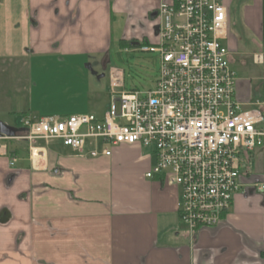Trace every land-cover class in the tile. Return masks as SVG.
<instances>
[{"label": "crops", "instance_id": "1", "mask_svg": "<svg viewBox=\"0 0 264 264\" xmlns=\"http://www.w3.org/2000/svg\"><path fill=\"white\" fill-rule=\"evenodd\" d=\"M162 1L0 0V36L5 37L0 58L19 61L16 43L10 46L6 33L19 35L14 30L24 22L15 18L27 17L26 54L90 67L83 75L72 70L87 80L86 88L73 93L66 109L50 111L58 116H50L91 113L88 79L98 74L91 66L100 64V73L106 71L109 60L103 69L101 56L107 53L116 16L126 17L121 43L136 45L129 26L153 18ZM220 1L228 9L223 43L230 65L237 61L242 70L235 100L264 115V57L261 63L253 61V56L264 55V0H253L244 9L246 20L252 16V40L243 38L240 9L232 8L233 1L240 5L243 0ZM3 2L10 4L9 12L2 9ZM13 20L10 33L5 28ZM249 52L253 77L246 66ZM13 96L0 88V134L10 137L6 155H0V264H264V189H259L264 185V146L239 155L240 187L219 222L191 233L179 217L181 188L161 174L146 176L156 162L153 150L144 152L139 143L106 145L109 155L90 157L59 141L40 139L31 154L28 141L20 137L26 132L21 120L49 115L40 113L32 96L19 104L17 113ZM11 112L20 114L17 126L7 115ZM11 157L16 158L14 165L9 164Z\"/></svg>", "mask_w": 264, "mask_h": 264}, {"label": "built area", "instance_id": "2", "mask_svg": "<svg viewBox=\"0 0 264 264\" xmlns=\"http://www.w3.org/2000/svg\"><path fill=\"white\" fill-rule=\"evenodd\" d=\"M156 15V42L140 45L142 51L159 54L152 89L125 90L123 72L110 68L109 105L102 118L91 113L27 116L20 137L28 141L31 154L40 139L59 141L90 157L109 155L106 145L151 148L156 162L146 176L161 174L181 188L179 217L193 233L215 226L229 208L240 187L239 155L264 146V115L235 100L237 76L223 43L226 5L220 0H163ZM263 57L257 54L253 61L261 63ZM8 138L0 134V155L7 153ZM88 143L91 148L85 150ZM15 162L11 157L9 164Z\"/></svg>", "mask_w": 264, "mask_h": 264}, {"label": "rangeland", "instance_id": "3", "mask_svg": "<svg viewBox=\"0 0 264 264\" xmlns=\"http://www.w3.org/2000/svg\"><path fill=\"white\" fill-rule=\"evenodd\" d=\"M3 3L2 9H7L6 11L9 12L8 7L10 9V4L8 3L6 6V2ZM252 5L253 0H243L240 5H238V2L236 1L232 2V8L234 10L237 8L240 9V18L243 21V38H246L247 40L253 39V21L252 16H250L248 20L244 18V9L246 7H251ZM18 15L15 16L18 17ZM119 16L120 17L116 16V20L114 21L113 37L107 49L109 61L106 71H103L105 76L99 78L97 77V75L101 74V66L100 64H94L91 67L94 71L98 72V74L92 77L91 80L88 79L89 83L91 82V114L95 115L97 118L103 117L104 112H106L109 105L108 69L114 68L121 70L124 75L123 89H135L140 93H143L146 90L152 89L154 87L159 72V54L157 52L142 51L139 45L141 42H156L153 29L155 22H149L146 20L145 22L142 21V23H134V27H132L131 24L129 26L128 33L130 34L131 30H134L137 38V41L134 42H137V44H122L120 39L122 37V30L126 17L124 15ZM11 19L12 17H9L8 20ZM15 19H17L19 23L24 22V25H18L19 28L14 30L17 32V34H19L15 37L9 33L7 36L6 33V40L10 43V46L13 43H16L15 50L17 52V58L19 61L17 62L15 59L8 60L7 58H0V88L9 90L10 93L14 95L13 105L16 112L18 111L16 109L19 108V104H21L23 101L30 102L29 96H32L33 105L39 109H42L40 110L42 115L50 116L53 114L50 111L57 108L66 109L72 102V97H74L73 93L77 90L83 91L86 88L87 80L84 79L82 75L85 72L88 74L90 67L88 64L87 66L86 64H83L84 68H76L75 66L58 64L57 61L48 62L45 58H41L39 56L34 57L30 54H26L24 52L26 38L23 32H26L28 18L18 17ZM12 23L15 24V20L8 23L5 28V30L7 31L8 29V32L10 33L13 31ZM144 28L148 29L146 33L144 32ZM2 40L5 41V37L2 39L0 36V44L3 43ZM128 42L131 43V40ZM11 48L10 50L12 51ZM251 53L253 54V52H249L246 55V66L248 67V70H250L249 76L253 77V62ZM101 57V59H103L104 55ZM232 66L236 76L238 77L241 75L242 70L239 63L236 61ZM72 70H76L77 73L80 72L82 75L79 74L80 76L78 75L75 77L74 74H72L75 72ZM88 78H90V75H88ZM23 88L27 90L20 92ZM71 90H73V92H71ZM263 93L264 83L263 87L260 89L261 96ZM260 100L262 101L263 98ZM7 115L11 119V123H13L14 126H17L18 122L16 118H18V116L20 117V114L11 112ZM53 115L58 116L59 114ZM143 150L144 152H150L152 149L149 147H144Z\"/></svg>", "mask_w": 264, "mask_h": 264}, {"label": "water", "instance_id": "4", "mask_svg": "<svg viewBox=\"0 0 264 264\" xmlns=\"http://www.w3.org/2000/svg\"><path fill=\"white\" fill-rule=\"evenodd\" d=\"M107 61H108V54L106 53V54H105V57H104V59H103V61H102V68H103V69H105ZM103 75H104V74L101 73L100 76H98V77H103Z\"/></svg>", "mask_w": 264, "mask_h": 264}, {"label": "flooded vegetation", "instance_id": "5", "mask_svg": "<svg viewBox=\"0 0 264 264\" xmlns=\"http://www.w3.org/2000/svg\"><path fill=\"white\" fill-rule=\"evenodd\" d=\"M147 20H148L149 22H155L153 29L156 30V28H157V15L155 14V16H154L153 18L148 17Z\"/></svg>", "mask_w": 264, "mask_h": 264}, {"label": "trees", "instance_id": "6", "mask_svg": "<svg viewBox=\"0 0 264 264\" xmlns=\"http://www.w3.org/2000/svg\"><path fill=\"white\" fill-rule=\"evenodd\" d=\"M263 29H264V22H263ZM148 42H141L139 45L147 44Z\"/></svg>", "mask_w": 264, "mask_h": 264}]
</instances>
